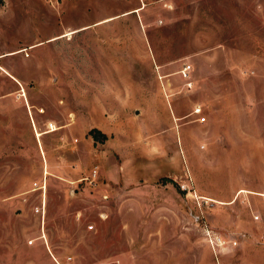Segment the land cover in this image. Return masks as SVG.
<instances>
[{
  "label": "rangeland",
  "instance_id": "1",
  "mask_svg": "<svg viewBox=\"0 0 264 264\" xmlns=\"http://www.w3.org/2000/svg\"><path fill=\"white\" fill-rule=\"evenodd\" d=\"M0 264H264V0H2Z\"/></svg>",
  "mask_w": 264,
  "mask_h": 264
},
{
  "label": "built area",
  "instance_id": "2",
  "mask_svg": "<svg viewBox=\"0 0 264 264\" xmlns=\"http://www.w3.org/2000/svg\"><path fill=\"white\" fill-rule=\"evenodd\" d=\"M179 74L181 75V77L183 79H185L186 83H187V87H192V81L189 80L190 78V73H191V64L189 62H183L181 68L178 70ZM192 114H195V119L199 122H203L206 120V116L204 114H202V106L201 104H197L195 105L192 110H191ZM51 125V123H50ZM97 175V169L93 168L90 172L89 175H87L84 178H88L90 180H94L96 178ZM180 187L181 190L185 191V195L186 196H193L196 197V192L194 191V189L192 190L190 185L187 182H181L180 183ZM40 209H42V206L38 205L36 207V210L39 211ZM91 226V225H90Z\"/></svg>",
  "mask_w": 264,
  "mask_h": 264
},
{
  "label": "trees",
  "instance_id": "3",
  "mask_svg": "<svg viewBox=\"0 0 264 264\" xmlns=\"http://www.w3.org/2000/svg\"><path fill=\"white\" fill-rule=\"evenodd\" d=\"M2 2V0H0V3ZM88 133L92 135V137L94 139H103L106 135L105 133L99 129L98 127H91L89 130H88ZM164 179V177H163Z\"/></svg>",
  "mask_w": 264,
  "mask_h": 264
},
{
  "label": "crops",
  "instance_id": "4",
  "mask_svg": "<svg viewBox=\"0 0 264 264\" xmlns=\"http://www.w3.org/2000/svg\"><path fill=\"white\" fill-rule=\"evenodd\" d=\"M247 190L245 188H240L238 191H237V194L241 193V192H246Z\"/></svg>",
  "mask_w": 264,
  "mask_h": 264
},
{
  "label": "bare ground",
  "instance_id": "5",
  "mask_svg": "<svg viewBox=\"0 0 264 264\" xmlns=\"http://www.w3.org/2000/svg\"><path fill=\"white\" fill-rule=\"evenodd\" d=\"M52 126H53V124H51ZM56 127L55 126H53L51 129H49V130H53V129H55ZM47 131V130H46Z\"/></svg>",
  "mask_w": 264,
  "mask_h": 264
}]
</instances>
